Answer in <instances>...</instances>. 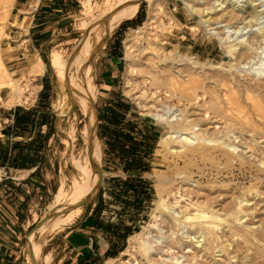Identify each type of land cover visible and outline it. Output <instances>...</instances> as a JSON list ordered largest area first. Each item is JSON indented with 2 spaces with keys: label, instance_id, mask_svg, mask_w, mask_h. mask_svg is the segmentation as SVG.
I'll use <instances>...</instances> for the list:
<instances>
[{
  "label": "bare ground",
  "instance_id": "6f19581e",
  "mask_svg": "<svg viewBox=\"0 0 264 264\" xmlns=\"http://www.w3.org/2000/svg\"><path fill=\"white\" fill-rule=\"evenodd\" d=\"M145 1L149 10L146 21L139 27L142 32L155 27L152 24L157 21L159 13L157 0ZM104 2L107 9L104 7L105 10L95 16L94 22H84L81 25L86 32L78 45L79 53L73 54L69 60L62 58L56 51L50 53V67L60 80L61 87L69 90L71 101L79 106L83 117L82 127L78 132L85 147V155L80 159L72 154L76 140L72 129L64 141L70 153L69 162L79 176L69 179L67 187L64 182L57 187L45 224L39 229L41 237L48 231H60L65 226H71L81 216L83 207L79 202L92 194L99 175V145L93 128V113L95 122L96 117L92 107L96 88L91 83L88 60L104 44L106 36L122 21L132 18L138 8L137 6L135 10L136 0ZM183 3L188 12L197 13L200 21L208 26L207 35L218 41L223 60L228 63L226 67L222 66L223 63L219 67L226 73L221 71V75H217V87H199V73L196 72L197 67L202 66L199 59L181 55L177 48L174 49L167 58L186 60L189 67L178 70L173 67L163 68L166 74L162 76L160 72L162 78L157 75V70L155 73L152 69L140 70L151 75L152 84L156 87L165 85V93H169L171 98L176 97L183 108L176 112L166 106L161 111L147 110L146 114L168 126L161 133L158 146L172 154L185 156L190 161L199 158V161L210 162L214 169L210 168L208 173L200 171V176L209 175L208 178H211L208 179L209 190L197 179L194 181L196 187L185 188L184 194L180 188L171 190L172 202L169 201L170 198L160 194L159 199L155 200L150 220L142 225L141 230L129 236L130 245L124 252L128 251L134 263L139 264L133 249L137 242L140 255L146 259L145 264H264V218L261 217L264 216V0H210L206 5L205 0L204 3L203 0H183ZM82 4L89 11L90 0H85ZM164 26L163 28L167 27ZM144 41L147 48L152 47L147 37ZM94 44L96 45L93 46ZM136 48L142 52L145 45L141 48L132 38L124 40L126 70L129 74L138 72V63L135 66L133 56ZM31 69L33 73H43L44 62L41 60L40 63H35ZM2 71L8 73L3 66ZM243 72L251 76L248 81L238 79ZM126 83H129L128 79ZM1 84L2 87L12 88L13 101L26 97L23 88L15 84V80L4 79ZM199 88L202 90H198ZM189 103L202 107L209 119V127H200L202 124L199 119H190L192 114L186 110ZM55 106H61V99L56 100ZM219 123L225 129L219 131ZM235 133L237 135L231 138V134ZM235 138L248 148L250 155L246 156L237 150ZM234 170H239L241 175L234 174ZM156 171L158 170L155 169L154 173ZM182 172L177 175L183 174L180 180L187 184L192 180V174ZM148 177L154 181L161 179L158 174L153 173H149ZM247 178L248 184L239 183L240 179ZM163 180L169 185L175 181L168 177ZM257 217L258 225H255L254 219ZM54 222L57 228H54ZM41 246L42 242L39 241L27 242L31 264L52 263L50 254L40 256ZM129 247L131 250H128ZM182 248L191 252L190 260H181L183 253L173 255L172 252ZM163 252H169L170 255L164 257ZM113 260L115 259H108L103 264H110Z\"/></svg>",
  "mask_w": 264,
  "mask_h": 264
},
{
  "label": "rangeland",
  "instance_id": "374dc122",
  "mask_svg": "<svg viewBox=\"0 0 264 264\" xmlns=\"http://www.w3.org/2000/svg\"><path fill=\"white\" fill-rule=\"evenodd\" d=\"M13 1L14 0H0V83L4 79L15 80V84L17 83L21 89L23 88L22 91L26 97L17 102L13 101L12 88L2 87L1 84L0 114L4 113L3 111L8 109L10 106L23 104L26 105L34 98L37 91L36 84H38V80H34V78L36 74L42 73H33L31 68L35 65V63H40L42 60L44 62L43 73H45L47 80L49 81L50 88V129L49 127H46L45 131L49 129L50 134H52V141L48 147V150H46L44 153L43 160L41 162L40 177L35 178L36 180L40 181V183L38 181V187L29 183H25V185L21 184V179L25 177L27 178V172H14L10 174L9 172L5 173L3 170H0L1 199H5L6 196L7 199L9 198L11 204H15V208L9 209V207L5 206V203L1 201L0 204L2 207H5L12 216L18 214V216L16 215L17 217L15 218L16 224L18 225V230L15 231V235L13 234L14 236L12 237L5 233L6 238H3V241L8 246L9 261L7 264H31V260L27 252V239L36 228L34 231L35 235L33 243H35V241L42 242L40 256L43 257L45 254H50L53 256L54 262H56V260L62 256V233L63 231H66L70 225L65 226L64 229L60 231H48L49 233H45L42 237L37 228L40 229L41 226L45 224V219H47L46 215L47 212H49V205L53 201L54 193L56 192L59 184L64 182L66 183L65 187H67V182L69 179L79 176L77 171L69 162L70 153L67 143L64 141L72 129H74L76 137L72 154L82 159L85 155V147L78 132V130L82 127L83 122V117L80 114L79 106L71 101L69 90L66 87H61L60 80L49 65V58L52 51L58 52L61 57L66 60H69V58L76 52L79 53L78 45L86 32V29L81 26L82 23H88L92 21L94 22L97 15L105 10V8L107 9V6H105L107 4L104 2L105 0H90L91 7L89 11H87V9L82 4V2L85 0H60L63 1L64 4L57 6L59 11H53L48 18L49 23L52 25L51 30H49V37H47L43 42H40L39 47H37L38 52L30 51L23 55L22 53L25 50H21V48L18 47V44L24 40L25 35H28V33H23L24 24L19 26L17 20H13L10 17V10ZM192 1L195 2L196 0ZM209 2L210 0H205V5ZM33 3L34 2L32 1L31 5H33ZM137 6V11H140L142 14L143 21L139 26L127 29L122 35L123 67L121 69L119 78L120 89L136 106L139 115L144 116L152 121L161 123L160 121L152 119L150 116H148L146 111H161L164 107L169 106L172 111L175 110L176 112H179V109L183 108L182 103H179L176 97L171 98L168 96L169 93H165V85H162L163 87H156V85H153L151 75L145 73V71H141L140 68L145 70L152 69V72L154 73L157 70V75H160L162 78V76L166 74L165 71H163V68L165 69L167 67H173L174 70H178V68L185 69L186 67H189L186 60L176 61L174 59L172 60L167 58L169 57V54H171L173 50L177 48L181 55L197 57L199 59L202 66L197 67L196 69V72L199 73L198 77L200 79L197 83V86L202 88H211L212 86V88H215L217 87V75H221V71L225 72L219 67L220 64L223 63L222 66L226 67L225 65L228 63H225L223 60V54L219 48L218 41L214 37L207 35L208 26L204 22L200 21V17L197 13H190L187 11L183 0H157V8H159V13L156 19L157 21L152 24L155 27H153L152 30H147L146 32H142L139 27L142 26L147 19L146 17L148 16L149 10L148 3L145 0H136L135 10ZM202 6H204V4H202ZM123 22L124 21L121 23ZM214 25L216 26V24ZM163 26L165 28H163ZM113 31L108 36H106V39L112 35ZM140 34L144 36H140ZM145 37L151 41L152 47L149 46V48H147L146 42L144 41ZM127 38H132L133 41L135 40L137 45H139L141 48H143L145 45L146 49V51L144 49L142 52H139L138 48H136L135 52H133V56L135 58L134 64L138 63L140 65L139 66L137 64L136 66L135 64V66L139 68H137L138 72L135 71L133 74H129L126 70L127 61L124 52V40ZM95 45L96 44L93 46ZM99 50L100 47L88 60L92 76L91 83L94 84L96 88V94L92 101V107L94 108L95 99L98 95L97 86L95 83V61ZM164 57L166 60L163 61L162 59ZM209 64H212L213 66L210 67ZM2 66L6 69V72H8L7 74L2 71ZM152 66L153 68H150ZM160 72L162 73V76ZM212 78L215 80V82ZM250 78L251 76L247 75V72H243L238 79L244 82L246 79L248 81ZM127 79L129 80V83H126ZM202 88H199L198 90L201 91ZM200 91L199 93L201 94ZM60 99L61 106L58 108L55 106V103L56 100ZM202 101L203 99L201 102ZM190 104L192 105V103H189V105L187 104L186 106V110H189L188 113L191 112L192 114L190 119H199L200 123L202 124L200 127H209L207 124V120L209 119H207L208 117H206L203 113L204 111L202 107L199 108V106L196 104L195 106H191ZM143 105L147 106L145 107ZM161 124L163 125L162 132L166 131L168 126L163 123ZM99 125L100 124H98V121L95 122L93 113V128L98 136L97 140L99 145L97 149L99 154L98 168H100L102 172L101 175L99 174L96 177V181L99 177L96 190L92 191L93 194L90 193L89 199L85 204L82 205L83 211H86L87 209L94 207L95 204H98V201L101 197V192L103 191L101 188L102 182L106 180L104 179L105 177L109 176L103 166L102 154L104 146L102 141L100 142L101 136ZM217 126L219 131L225 129L223 124L219 123ZM236 135L237 133L231 134V138H234ZM234 142L238 145L237 150L243 152L246 156L250 155L248 148H245L244 144L241 145L242 142L238 141V138H235ZM65 150L66 152H64ZM218 153L219 152H217V154ZM210 168L214 169V166H212L210 162H203L201 159L199 161V158L190 161V159L185 156H179L170 153L168 150L158 146L157 143L153 166L150 173L158 174L161 179L154 181L150 177L148 178L150 187L152 189L151 201L138 217L137 227H135L134 232L141 230L142 225L150 220L149 218L151 216L155 200L159 199L160 194L164 197L170 198L169 201L172 202L173 196L170 194L171 190L176 191V189L180 188L179 190L182 194H184L186 192L184 190L185 188L187 189L196 187V183L194 181L197 179V181H201L202 185L206 186L209 190L210 182H208V179L210 180L211 178H208L210 177L209 175L200 176V173H202L200 171L208 173ZM155 169L158 170L156 173H154ZM182 171L184 174H192V180L188 181L189 183L187 182V184L186 182L180 180V176L183 174L177 175V173ZM234 174L237 176L241 175L239 170H234ZM6 176H11L12 178L2 180ZM167 177L175 180L172 185L166 184L163 180ZM3 181H15L18 183L20 182V184H18V188H15V184H10L8 182L3 183ZM34 181L35 180H32L33 183H36ZM236 181L238 182V180ZM241 182L248 184L249 178L244 180L240 179L239 183ZM181 203L184 204L183 201ZM0 213L2 214V211H0ZM261 217L264 218V216ZM257 218L254 219V222H256L255 225H258L259 217ZM40 220L42 221L39 223ZM53 225L54 228H57V224L55 222ZM129 245L130 242L127 240L122 253H120L110 264H135L133 259H131L129 252H124L126 247ZM133 249L138 263L145 264L146 259L143 255H140L141 253L138 250L137 242L134 243ZM128 250H131V248L129 247ZM172 253L173 255H182L183 253L181 260L185 261L190 260L192 255L191 252H187L185 248H182L178 251L175 250ZM169 255V252H163L164 257H168ZM128 259H130V261H127ZM36 264H38V262H36ZM51 264H53V261Z\"/></svg>",
  "mask_w": 264,
  "mask_h": 264
},
{
  "label": "crops",
  "instance_id": "0c3cea01",
  "mask_svg": "<svg viewBox=\"0 0 264 264\" xmlns=\"http://www.w3.org/2000/svg\"><path fill=\"white\" fill-rule=\"evenodd\" d=\"M32 1L34 2L33 5H31ZM62 4H64V2L60 0H14L13 1L10 10V17L13 20H17L19 26L24 24L23 33L24 34H26V32L28 33V35H25L24 40L22 42H19L18 44V47L21 48V50L22 49L25 50L22 53L23 55L26 54V52H30V51L38 52L37 47H39L40 42H43L47 37H49V30H51L52 28V25L49 23L48 18L53 11H59V8L57 6ZM138 12L140 11H136V13ZM134 16L133 17L136 18L137 14H135ZM134 22L136 23L137 20H135ZM121 24L118 25V27H116V29L112 33V36L110 35L111 37L106 39L104 44L101 45L100 50L96 56L95 83L97 86L98 95L95 99V108L97 110V118H98L97 121L98 124L100 125L101 124L107 125L108 129H111L113 126H118V127L121 126V123H117L113 125L111 122L113 120V114L120 113L121 111L120 104L118 103L116 98L118 97V95L125 97L129 102V106L126 109V117L124 119V122L132 121L135 124H137L139 127H142L145 135L144 137L146 140L147 139L151 140L152 135L157 136L155 146H153V149L150 153V157L148 160L152 170L155 148L158 143V139L163 131V125L157 121H152L144 116L139 115L136 106L120 89L119 78L121 74V69L123 67L122 35L125 33L127 29L135 28L132 25L121 28L120 27ZM34 80H38V84H36L37 91L34 98L26 105L23 104V105L10 106L8 109H5L3 111L4 113L0 114V139L2 141L8 139L11 144L17 141H23V142L30 141L35 137L36 129L31 131L25 137L22 136L13 137L9 135V131L7 129L9 126L12 125L13 122V114L7 113L8 111H13L17 106L23 107L24 109H32L37 107V104L39 102L40 103L45 102V100L40 96V93L43 90L44 85L46 86V89L48 88L50 90L49 81L47 80L45 73L36 74ZM47 102L50 106L49 99ZM132 114L138 115L139 118L136 116H132ZM99 115L102 117L101 120H99ZM45 128L46 125L42 126L41 129L42 133L46 132ZM4 131L6 132V134L3 133ZM107 133L106 136L100 138L101 140L99 139L100 142L102 141L104 146L103 154H102L103 166L104 169H106L107 173L109 174L108 177L104 178L106 180L102 182L101 188L103 191L101 192V197L105 205L107 204V206L109 205L113 206L111 201L108 202L109 196H107V193H109L108 192L109 188H107L108 187L107 181L113 177H120L122 179H126L128 175L125 173L123 169L124 161L122 160V155L120 153V150L118 149L111 150L110 148H108V144L115 142V137L107 135ZM51 141H52V134H49V137L45 144L44 153L46 152V150H48ZM102 143H101V147H102ZM100 155H101V150H100ZM0 170H3L5 173H7L3 168H0ZM40 170H41V164L38 163L37 165L32 166L30 168H16V169L9 168L8 172L10 174L14 172H27L28 173L27 178L25 177L21 179V184L25 185V183H29L38 187L39 180H36L35 178L40 177ZM149 173H144L143 175H141V178L149 181L148 179ZM9 178L11 179L12 177L6 176L2 180H6ZM32 180H35L34 182L36 183H33ZM98 180L99 177L96 181L94 190H96L97 188ZM6 182L10 184H15L16 185L15 188L18 186V184H20V182L18 183L15 181H6ZM6 182L3 181V183ZM0 201L5 203V206H8L9 209L15 208V204L14 203L11 204L9 198L7 199L6 196L5 199L4 198L1 199L0 196ZM0 211H2V214L0 213V252L3 255H5L2 257L1 261L7 263L9 261L8 259L9 252H8V246L4 243L3 238H6L5 233H7L11 237L15 235V231L18 230V225L16 224L15 218L18 216V214L12 216L7 211V209L2 206L0 207ZM122 220L126 225L131 224L126 217H121L120 223ZM110 223L116 224L117 219L116 216L113 215V213L109 211V209L106 207L97 210L95 204L94 207L89 208L86 211H83L81 216L75 219L74 223H72L71 226H69L66 231H63L62 256H60V258H58L56 262H54L53 256H51L53 264H103L108 259H115L120 253H122L123 250L119 251L116 256H107L108 252L111 253L116 250L115 249L117 247L116 245H118V242L120 241V238H117L115 233L112 234V232L115 231V228L112 227ZM131 225L134 228L136 226V223H132ZM37 229L39 230V228ZM34 231L28 237L27 242L34 241V235H35ZM129 236L126 238V241L128 240Z\"/></svg>",
  "mask_w": 264,
  "mask_h": 264
},
{
  "label": "trees",
  "instance_id": "16d2710c",
  "mask_svg": "<svg viewBox=\"0 0 264 264\" xmlns=\"http://www.w3.org/2000/svg\"><path fill=\"white\" fill-rule=\"evenodd\" d=\"M137 17L130 18L121 24L122 27L132 25L134 27L139 26L143 17L140 12L136 13ZM137 20L135 23L134 21ZM41 98L45 100L44 103H38L37 107L32 109H24L23 107L17 106L13 111L7 113L13 114L12 125L7 129L9 135L16 136H27L31 131L36 129L35 137L30 141H17L10 144L8 139L2 141L0 139V168L5 169L8 173L9 168H30L32 166L41 164L44 156V149L47 139L49 137V111L50 106L48 99L50 96V90L44 85L43 90L40 93ZM120 104V113L113 114L112 124L121 123V126H113L108 129L107 125H99L100 136L110 135L115 137V142L108 144V148L111 150L118 149L122 155L124 161V171L128 175L126 179L120 177L110 178L107 183L109 190L107 196L113 206H107L100 197L96 209L108 208L109 211L116 216L117 223H110L115 228L117 238H120L116 250L107 253V256H116L119 251H122L126 245V238L133 234L135 227H137L138 217L144 211L145 207L150 203L152 196V189L150 182L146 179L141 178L144 173L151 172V166L149 165L150 153L155 146L157 136L152 135L151 140H146L142 127H139L132 121L124 122L126 117V109L129 106L128 100L118 95L116 98ZM132 116L138 115L132 114ZM102 117L99 115V120ZM46 125L49 129L42 133V126ZM3 133L6 134L4 131ZM122 138V139H120ZM146 140V141H145ZM121 217H126L130 223H136L133 228L131 224L126 225ZM121 224V225H120ZM145 224V223H144ZM5 256L0 252V264H7L2 262V257Z\"/></svg>",
  "mask_w": 264,
  "mask_h": 264
},
{
  "label": "water",
  "instance_id": "95a60500",
  "mask_svg": "<svg viewBox=\"0 0 264 264\" xmlns=\"http://www.w3.org/2000/svg\"><path fill=\"white\" fill-rule=\"evenodd\" d=\"M94 111H95V117H96V121H97V110H96V108H94ZM89 149H90V143H89ZM97 169H98L99 174L101 175L102 170H101L100 168H97ZM100 183H101V181H100ZM100 183H99V184H100ZM99 184H98V185H99ZM88 199H89V196H88L86 199H84V200H82L81 202H79V205H83V204H85L86 201H87ZM41 221H42V220H40L39 223H40ZM39 223H38V224H39ZM38 224H37V225H38Z\"/></svg>",
  "mask_w": 264,
  "mask_h": 264
}]
</instances>
